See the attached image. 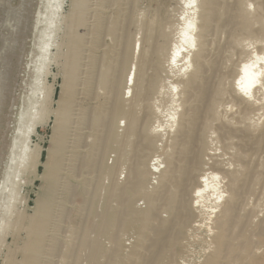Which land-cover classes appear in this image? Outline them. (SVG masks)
<instances>
[{
  "label": "bare ground",
  "instance_id": "bare-ground-1",
  "mask_svg": "<svg viewBox=\"0 0 264 264\" xmlns=\"http://www.w3.org/2000/svg\"><path fill=\"white\" fill-rule=\"evenodd\" d=\"M124 1L121 16L106 27L105 35L117 45L103 53L93 105L81 98L94 95L90 71L85 79L79 77L85 45L81 38L65 41L71 60L55 103L51 101L52 86L45 83V69L53 62L48 53L51 35L39 46L42 52L35 65L32 63L37 71L33 97L19 114V134L13 146L17 152L12 155L24 162L30 159L29 168L34 170L39 148L35 145L30 150L27 141L50 115L54 118L52 145L35 214L21 216L15 225L26 230V241L10 251L8 264H53L56 253L62 264H166L186 253L189 231L197 219L206 216L212 235L204 242L207 256L202 264H264V219L254 223L255 203L252 207L247 203L263 186V164L255 160L254 153L264 141V124L252 138L238 127L264 89L263 48L251 49L244 56L243 47L264 10V0H257L256 14L246 10L250 0H181L178 17L174 0H147L145 5L141 0ZM49 2H55L56 9L61 5L60 0ZM88 11L87 0L74 3L78 25L84 23ZM101 31L99 22L95 32ZM172 32L175 38L170 40ZM133 35L137 36L134 40ZM132 58L133 69L123 83ZM95 63L92 59V68ZM177 88L180 90L175 92ZM166 97L172 111L166 116L168 125L159 117ZM225 104L237 107L243 116L234 119L230 114L236 121L225 120L228 112L220 111ZM76 111L80 113L74 114ZM79 126H88V131L80 133ZM163 137L165 141L156 150L160 161L156 159L157 164L147 169L144 151ZM107 152L115 154L112 166L105 164ZM224 156L232 169L220 161ZM27 170L23 167L22 174ZM82 170L85 176L75 180L76 172ZM123 170L126 175L120 182L118 175ZM153 174H157L156 184L149 190L147 182ZM75 184L81 187L77 209L81 222L61 243L57 239V223L64 211L61 201ZM136 198L145 202L143 210L135 207ZM89 218L92 221L87 226ZM127 235L134 238L129 248L123 241Z\"/></svg>",
  "mask_w": 264,
  "mask_h": 264
},
{
  "label": "rangeland",
  "instance_id": "rangeland-1",
  "mask_svg": "<svg viewBox=\"0 0 264 264\" xmlns=\"http://www.w3.org/2000/svg\"><path fill=\"white\" fill-rule=\"evenodd\" d=\"M62 1L60 0V4L62 6L60 5V7L56 9L53 6L55 2L52 3L49 2V0H0V264H8L7 256L10 251H13L16 248H20L24 241H26V230L21 227V229L19 230L18 226H15L16 222L21 221L20 219L22 217L27 218L34 216L36 204L41 199L42 189L45 185L42 176L44 174V165L46 164L48 157L47 152L52 145L51 138L53 134L52 127L54 120L52 115H50V118L46 124L43 123L41 125H38V127L35 129V133H33L34 135L32 134L30 136V139L27 141L30 150H34L35 145L39 148L38 164L35 166L34 170L29 168V164L31 162L30 159L24 162L23 160L14 159L15 156L12 155V151L17 152L16 149L13 150V146L16 141L15 138L19 134L17 130L19 126V114L21 113V111L27 108L29 98L33 97L32 92L34 90V81L37 74L34 65L36 60L38 59L39 52L41 51L39 49V46L43 41L48 40L47 37H49L50 34L51 38L53 39H50L49 41V46H51L52 48H48V53L52 55H50V58L53 59V62L47 65L48 67L45 69L48 72L47 76L45 77V83L47 84V86H52L51 101L55 103L61 93V87L64 80L66 79V72L71 60V56L68 47L65 44V41L68 37L72 38L77 36L78 38H81V43H85V45L84 52H82L83 59L79 67V72L82 75H80L79 77L85 79L86 77H88L87 73H89L90 71V76H93L91 77L93 79L91 84L92 89H95V91L93 89L94 95L92 94L89 97L83 94L81 98L84 103H87L89 106H91L97 99V96L95 95L98 92H96L97 84L95 83L98 82L97 75H99L101 70V68H99V65L101 66L103 63V53L110 49V47L116 48L115 46L117 45V41L114 42L107 35H105L106 27H108L109 24H111L117 17L121 16L123 10H125L126 8L125 4H127V2L124 0H87V8H89V13L87 12V14L85 15V20L83 21L84 23L82 25H78L75 22L76 18L73 12V5L77 0ZM146 1L147 0H141V5H145L147 3ZM261 1L263 0H258V2ZM48 2L50 3L51 7H48ZM174 2L177 5L176 8L178 11L176 12V17H178V13L180 11L179 7L182 6V2L181 0H174ZM95 3H97L98 5H96ZM246 10L250 14H256L257 0H250L248 4H246ZM96 14L98 17L96 16ZM50 15H53L54 18ZM94 17L98 20H96ZM257 18L258 20L252 26L251 34L249 35L250 41L245 40L243 43L244 50L246 51L244 56H246V54H248L251 49V51H253L255 48L256 50H258V48L260 49L262 47L264 50V37L261 36V31L264 30V10H262L258 14ZM50 20L54 21L51 22ZM55 22H58L59 24ZM99 22H101L102 31L100 34H97L95 32V29L96 25ZM48 29L50 31L52 29L53 30L52 32H50ZM43 34H47L48 36L45 37ZM135 36L136 35H133V40L137 38V36ZM246 37L248 38V36ZM174 38L175 32H172L170 34V40ZM53 43L55 45L54 48L52 45ZM251 44L254 48H251ZM90 50L93 51V54H91ZM92 59L96 60L95 66H97H94V68H92V66L90 65ZM132 62L133 58L129 62L127 72L123 77V83H125L128 71L131 68L133 69ZM32 63L34 65H32ZM232 67L234 70H238V65H233ZM45 70H43V73L41 74V80L44 79L45 75L43 74ZM185 77L186 75L184 76V78ZM130 79L131 76L129 77V80ZM129 85L130 83H128L127 86ZM78 89L82 90V87L80 86L78 87ZM179 90L180 89L177 88L175 92ZM127 92L128 91H125V98L129 96L127 95ZM262 93L264 94V89L260 93H258L256 97L257 100L253 102L250 111L247 110L244 116L238 114V111L236 110L237 107L231 108L229 104H225L223 108L220 109V111L222 109H225L226 112H228L225 120L229 121L230 123L235 122V118L243 116L241 118L243 124L238 127H242L245 130L246 135H248L250 138L255 137L258 130L264 124V95ZM169 102V97H166L161 107V112L163 110L165 112L163 111L161 113L162 116H160L159 114L160 120L165 125H168L166 124V121L168 120V117H166L167 114L172 113V111L169 110L171 107L169 106V104L171 105V103ZM255 104L256 106H254ZM51 106L53 109L56 108L55 104H52ZM235 111H237L236 114ZM77 112L78 111L74 112V114L80 113ZM230 114L233 115L234 119H231V116H229ZM228 118H230L231 120ZM121 124L122 122L119 124L120 127L123 126V124ZM83 127L84 126L78 127L80 133L88 131V126H85L84 128ZM85 128H87V130ZM120 131L121 129H119L118 132L120 133ZM163 141H165V137L156 140V142L154 140L152 146L149 148L150 150L147 149L144 151V153L146 154L145 164L147 169H152V166L154 164H157V161H160L156 154L158 151L156 150L157 148H160L162 146ZM82 144L84 143L82 142ZM82 144L80 146H82ZM262 150L264 151V141L262 142L260 149L254 153L255 160H259V163L263 164L264 171V152ZM30 156L31 155H29V158H31ZM114 158V153L107 152L105 156V164L107 166H112ZM227 158L228 156L219 157L225 168L232 169L233 167L229 165ZM14 165L15 167L13 168ZM23 167L29 170H27L26 173L23 172L22 174ZM159 169H163L162 164L159 165ZM32 170L34 173L32 172ZM75 175H77V178L75 179L77 181H80V179L85 176L83 170L77 171ZM124 175H126L125 170L121 171L118 175L120 182L124 181ZM155 176L157 177V174H153L150 177V181L147 182L148 185L146 184L149 190L152 189L156 184ZM8 182L11 183L10 186L7 185ZM263 182L261 184L263 186L260 185L261 188H258L256 190V193H262V195L261 193L259 195L262 197L255 196L258 195L257 193L254 196H251V199L249 198L247 200V203L250 207H252L255 203L253 209L255 213H257L255 214V220H253L254 223H256L260 219H264ZM75 186L77 187H75L76 190L74 189L71 193H68L67 197L64 199L62 198L61 201V207H63L64 211H62L63 215L60 217L61 219H58L59 222L57 223L59 225V231L61 230V233L59 231L57 232V239L61 243H64L66 238H69L72 235V229H75V227H77L76 225L81 222L79 216L80 213L77 212V209L81 203V199L79 197V193H81V187L77 186L76 184ZM11 188L13 189V192L10 194L8 191ZM2 192L4 193L2 194ZM255 197H258V199H255ZM58 200L60 201L59 195ZM251 200L254 202H251ZM134 205L139 210H143L145 208V202L140 198L135 199ZM85 213L86 212L83 211L84 216ZM209 217L213 218L212 215H210ZM206 218L207 216L201 220L197 219L193 224L194 229L190 230L188 234V247L186 253L184 252L183 255L176 256L173 260L169 261L166 264H202L205 261L207 251H205L204 249V242H208L212 235L211 233H208L207 225L209 224V222H206ZM91 221V218H89V220L87 221V226L91 225ZM123 241L125 247L129 248L130 245L133 244L134 238L132 235H127L124 237ZM171 251L174 252L175 250L172 249ZM16 257L17 259L19 258L18 254ZM54 257V259H52L53 264L54 262L55 264H62L60 254L56 253ZM182 258L186 259L182 260ZM58 259L61 260L59 261Z\"/></svg>",
  "mask_w": 264,
  "mask_h": 264
}]
</instances>
